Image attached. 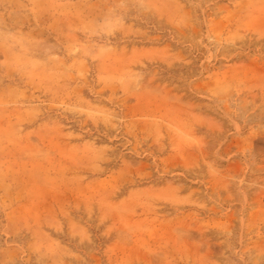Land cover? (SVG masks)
<instances>
[{
	"label": "rangeland",
	"instance_id": "374dc122",
	"mask_svg": "<svg viewBox=\"0 0 264 264\" xmlns=\"http://www.w3.org/2000/svg\"><path fill=\"white\" fill-rule=\"evenodd\" d=\"M0 264H264V0H0Z\"/></svg>",
	"mask_w": 264,
	"mask_h": 264
}]
</instances>
